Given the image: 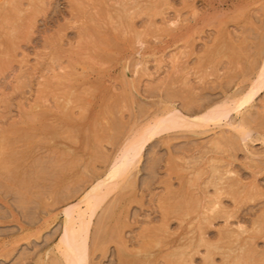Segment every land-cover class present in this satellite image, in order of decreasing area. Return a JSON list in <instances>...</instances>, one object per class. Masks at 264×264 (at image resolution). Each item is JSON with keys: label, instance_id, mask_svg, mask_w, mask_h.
I'll list each match as a JSON object with an SVG mask.
<instances>
[{"label": "rangeland", "instance_id": "1", "mask_svg": "<svg viewBox=\"0 0 264 264\" xmlns=\"http://www.w3.org/2000/svg\"><path fill=\"white\" fill-rule=\"evenodd\" d=\"M263 61L264 0H0V264H61L62 210L157 119L101 187L87 264H264V89L186 125Z\"/></svg>", "mask_w": 264, "mask_h": 264}, {"label": "bare ground", "instance_id": "2", "mask_svg": "<svg viewBox=\"0 0 264 264\" xmlns=\"http://www.w3.org/2000/svg\"><path fill=\"white\" fill-rule=\"evenodd\" d=\"M92 18H94V17H92ZM2 55H4V54H2ZM261 64L262 65L260 66L255 78H253V80H252L251 84L249 85V88L247 89L246 93H244V95H242V96H239V98H237V99L233 98L235 100H233L232 105H230L229 107H226V108L224 107V109H221V110H223L222 111L223 114L220 112V114L217 113L214 115V114H212L213 111L211 112V114H209L210 113V111H209V113H207V114H203L202 116L200 115L201 117L198 116L195 119L188 120L187 121L188 124H186V125L191 124V125H194V127H199L202 123H204L205 126L209 125L210 123H212L214 125L222 117L223 118L227 117V114L230 111H233V110L238 111L239 108L242 107L243 105L249 104L255 98V96L261 90L264 89V61ZM214 112H215V110H214ZM157 120H160V119H157ZM157 120H155V121H157ZM160 121L155 122V124L153 122V124H150V126L148 128H143L142 130H140L141 132H139V134H138L139 137H137L138 135L136 136V138H138V139L137 140L135 139L136 141L134 140L135 146L132 147L133 149L131 151V152H133V154H130L129 159L125 158L123 162H120V165H119L120 167L118 166L115 168H110L109 173L105 176V178L102 181L98 182L97 184H94L75 203H72L71 205L69 204L68 206H66L62 210V213H63L62 233H61L60 238L57 240V243H55V245H54V247H55L54 251H57L58 254H60V256H61L60 258H62V260H63L62 261L60 259L61 261H59V262H61V264L63 262H64L63 264H87V258H88L87 255H88V247H89L88 240H89V235H90L89 234V225L91 224V221H92V218L96 212V209L100 205V202L102 200L101 194H103L104 192L101 190V187L110 189L114 185L117 184V181L119 179L121 180V183H122L123 180L125 179L124 175L126 173H128V172H126L127 168L129 167L130 164H131V166L133 165L132 163L134 162L133 160H135L134 158L137 159V155H139V153H141L140 151L143 148L144 144L146 142H148V140L152 139V137L154 135H156V134L158 135L160 132L162 133L163 131L171 130L172 122H168V120H167V122L160 123ZM174 121H176V120H174ZM161 122H163V121H161ZM175 124H176V122H175ZM182 124H183V118H180L179 121L177 122V125H178V127L179 126L181 127ZM151 125H153V126H151ZM240 136H241V134H240ZM243 136H244V134H243ZM131 155H132V158H131ZM115 188H117V187H115ZM185 206H186V204H185ZM217 206H218V204H217ZM236 260H237L236 263H239V264L241 263L239 259H236ZM236 260H234V262ZM241 264H244V263L242 262Z\"/></svg>", "mask_w": 264, "mask_h": 264}]
</instances>
